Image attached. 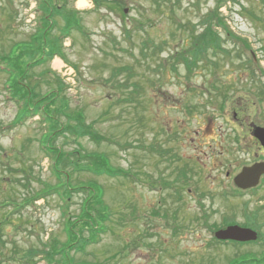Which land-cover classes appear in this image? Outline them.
Returning <instances> with one entry per match:
<instances>
[{"label":"rangeland","instance_id":"1","mask_svg":"<svg viewBox=\"0 0 264 264\" xmlns=\"http://www.w3.org/2000/svg\"><path fill=\"white\" fill-rule=\"evenodd\" d=\"M45 2L53 12L42 31L46 10L36 0H0V68L10 58L24 73L0 69V264H233L264 255V176L248 190L234 183L243 167L264 161L252 138L264 128V1L65 0L60 15L62 0ZM71 10L86 33L63 38ZM209 24L220 45L200 47L193 64L185 62ZM57 36L64 57L47 59L42 43ZM11 75L20 76L31 110L41 96L58 94L62 80L68 109L63 102L55 110L58 101L40 107L64 125L66 114L80 111L103 137L59 132L56 122L48 136V123L7 98ZM44 141L70 160L78 150L104 155L129 175L71 174ZM57 169L70 173L72 186L102 187L109 218L97 237L78 221L88 193L79 188L66 199ZM65 210L87 239L67 260L53 253L69 242ZM234 224L257 238L233 245L214 237Z\"/></svg>","mask_w":264,"mask_h":264},{"label":"trees","instance_id":"2","mask_svg":"<svg viewBox=\"0 0 264 264\" xmlns=\"http://www.w3.org/2000/svg\"><path fill=\"white\" fill-rule=\"evenodd\" d=\"M63 4L61 6H56L55 10L58 12V15L66 13L64 11L65 6H64V1L62 0ZM222 0H217L216 4H222L221 3ZM264 1V0H262ZM37 3L39 4V6H42L43 9V13H44V8L46 10V15L43 16L41 18V21H39L38 26H40L39 28H41L42 31H44L46 29V27L49 26V20H52V8H50V10L47 6H45L46 2L45 0H37ZM44 7V8H43ZM37 10H39L37 8ZM71 17H69V15H66V18L64 19V27L62 29V37L66 38L69 36V34L71 33V31L73 30H77L78 32H80L81 34H85V30L82 28V26L80 25V19L76 18L75 16V10H71L70 13ZM211 14V13H210ZM208 18H209V13L207 14ZM212 15V14H211ZM49 16V17H48ZM219 16V15H218ZM73 17V20H72ZM75 17V19H74ZM214 17V16H213ZM210 17V20L213 18ZM218 18V17H217ZM216 25L219 26V22L217 20V22H214ZM221 23L223 24L222 20ZM51 24V28L53 25V21L50 23ZM225 29V28H224ZM226 30V29H225ZM41 31V32H42ZM59 36V35H58ZM57 36V37H58ZM61 37V36H60ZM58 37L56 40L57 42H55V39L53 38H49V37H45L41 48L44 50L43 54L44 57L47 59H51L53 58L55 55L60 56L61 58L64 57L62 51H61V38ZM220 38H218L215 33L213 32L212 28H211V24H209V26L207 27L206 30H204V32H202L201 34H199V38H198V42H196V44L198 45L196 50H195V54H194V58H188L187 56H184V61L191 63V65L193 64L192 62L195 61V56L197 55V53L200 51L199 48L200 47H204V50L207 47H214L217 48L220 44ZM45 45H47V47L45 48ZM245 46V44H244ZM246 47V46H245ZM4 59H8V65H4L6 68L3 70H6L7 72H10V74L14 73L16 74L18 72V74L23 75L24 73L19 69V67L17 66V64L13 61L10 60V58H4ZM1 60V59H0ZM39 60V59H37ZM36 60V61H37ZM249 64L251 65L252 69L254 70L255 66V62L253 59H249L248 60ZM188 67H190L188 65ZM122 70H129L130 67L127 66H123L121 68ZM25 71V70H24ZM12 77L10 78V83L7 85V90H8V97L15 100L16 102H23L25 104L24 108L21 106L20 108L22 109V111L25 113H29L30 115H34L37 114L40 116L41 120L44 121V123H48V136H51L53 131H67L72 133L75 137H81V136H89L90 138H93L94 140H99L101 139L103 136H100L96 130L93 128V124L94 122H86L84 114L80 111H78L77 113L74 112L72 113H68L66 114V120H67V124L64 125L61 123V121L55 119L48 111H47V107H43L41 108V104L44 103V101H58L60 103L59 107L54 108L55 110H60L62 111V104L64 102L65 105V109H68L67 105L68 101L65 99V97L61 96V92L64 91V89L66 88L64 82L62 80L58 79V89L57 90H52L54 92H58L57 93H49V95L45 94L43 96H41L40 98V102H35L36 104L33 105V109L31 110L30 107L28 105L27 102V98H28V94L23 91V83L21 82V80H18L17 77L15 78V75H11ZM23 77V76H22ZM21 82V83H20ZM58 96H61L63 99H59ZM32 99V97H31ZM67 104V105H66ZM48 105V103H47ZM67 106V107H66ZM57 120V121H56ZM55 122L57 124V128L55 130ZM54 135H57L54 134ZM47 136V135H46ZM46 139V137H45ZM54 138H49V141L51 142ZM45 143V141L43 142V144ZM49 144V143H47ZM45 146V147H44ZM46 153L47 152H51L54 154L55 152V157H56V164L58 162H64L65 160L67 161L66 164L71 165V169H72V173H79L81 171H88L91 172L93 174L96 175H100V174H105L108 176H114V175H126L128 174V171H124L122 168H118V167H114L111 165L109 159L107 157H105L104 155H96V153H90V154H83L81 155L80 151H74V155H75V159L70 160L68 158V154L64 151H62L60 148H58L57 150H54L53 147H51L50 145H46V143L42 146ZM50 149V150H49ZM77 154V157H76ZM88 159L89 161L87 163H83L81 161V159ZM55 164V167H57ZM55 169V168H54ZM56 172H63L65 175V181L66 183L63 184L64 186V195H66V199H68L71 195V193L74 190H77L79 188H81V190H86V192L88 193V197L82 202V214L83 219H80L78 221H82L84 222V227L91 231V234H93L94 236H98L99 233H102L105 231L103 224L106 220H108L109 218V213L107 210V207L104 206V203L102 201V197H103V191H102V187L94 184L95 182H91V184H79L77 186H72L73 184H71L70 182V173L64 172L63 170H59L57 169ZM129 175V174H128ZM99 189V190H98ZM82 191V192H83ZM64 197V196H63ZM65 199V202H66ZM96 213V214H95ZM64 216V221H65V231L66 234L68 235V244L64 247L60 246L59 250H57L55 248V246H53V253L58 252L59 255H63V257L67 260L69 257V249H73L78 251V248H82L83 245L86 243L87 239L85 240H81V235L80 233H76L75 232V224L72 221V215L70 214V212L67 210H65V212L63 213ZM225 225H222L220 227H224ZM75 233V234H74ZM221 241V240H220ZM222 243H232L233 245H239V244H247L249 242H240L238 244L237 241H233V240H222ZM254 242V241H253ZM81 246V247H80ZM47 255L51 256L49 254V252L46 250ZM264 255H262L261 257H256L253 253H247L243 259H235L232 263L233 264H264ZM47 259V260H46ZM46 263L49 261H51V258H47L46 257ZM65 264H69L68 262Z\"/></svg>","mask_w":264,"mask_h":264},{"label":"water","instance_id":"3","mask_svg":"<svg viewBox=\"0 0 264 264\" xmlns=\"http://www.w3.org/2000/svg\"><path fill=\"white\" fill-rule=\"evenodd\" d=\"M253 134L264 148V128L256 127ZM263 174L264 161L255 162L250 166L243 167L240 172L235 175L234 183L242 189L255 187L259 183L260 177ZM214 237L219 240L246 242L255 240L257 238V234L249 227L234 224L217 229L214 232Z\"/></svg>","mask_w":264,"mask_h":264},{"label":"flooded vegetation","instance_id":"4","mask_svg":"<svg viewBox=\"0 0 264 264\" xmlns=\"http://www.w3.org/2000/svg\"><path fill=\"white\" fill-rule=\"evenodd\" d=\"M233 116L235 117L236 116V112L233 113ZM251 133H252V129H251ZM252 138L255 142H259L253 135H252ZM254 163V162H253ZM237 174V173H236ZM235 174V175H236ZM226 175L229 176L230 175V172H226ZM264 176V174L261 176V178ZM260 178V179H261Z\"/></svg>","mask_w":264,"mask_h":264},{"label":"bare ground","instance_id":"5","mask_svg":"<svg viewBox=\"0 0 264 264\" xmlns=\"http://www.w3.org/2000/svg\"><path fill=\"white\" fill-rule=\"evenodd\" d=\"M82 5H83V2H82V1H80V3H79V6H82ZM59 62H60V61H59ZM59 62L56 60V61H55V63H54V64H55L54 66H57V65H59Z\"/></svg>","mask_w":264,"mask_h":264}]
</instances>
